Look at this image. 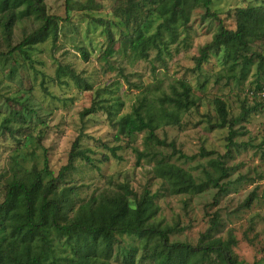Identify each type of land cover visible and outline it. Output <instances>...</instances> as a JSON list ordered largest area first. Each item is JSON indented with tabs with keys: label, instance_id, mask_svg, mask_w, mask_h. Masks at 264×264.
<instances>
[{
	"label": "rangeland",
	"instance_id": "374dc122",
	"mask_svg": "<svg viewBox=\"0 0 264 264\" xmlns=\"http://www.w3.org/2000/svg\"><path fill=\"white\" fill-rule=\"evenodd\" d=\"M45 4L47 13L58 19L55 40L16 48L41 26L33 15L18 19L9 34L0 28V201L10 179L35 167L50 171L46 180L57 178L59 190L69 189L66 218L92 196L127 190L140 198L150 192L159 206L153 221L173 229L171 241L198 246L216 217L214 235L234 241L232 254L239 264H264V106L258 94L264 78L253 67L240 79V68L233 71L225 64L223 49L210 50L207 61L196 66L222 24L236 28V8L264 0H213V14L204 7L194 9L170 52L160 57L153 50L148 59L132 56L129 39L136 21L127 23L130 0ZM152 18L155 29L161 19ZM138 19L143 20V13ZM252 50L264 51V42L256 40ZM59 66L70 67L77 76L60 82ZM232 72L237 78L229 76ZM179 79L192 85L198 104L181 124L157 131L169 145L155 149L207 184L190 194L172 193L156 174V150L138 161L145 133L124 136L118 123L145 88L170 92ZM217 98L229 113L224 127ZM93 106V112L83 115ZM77 140L81 148L91 150L94 162L78 158L58 178ZM214 161L225 169V177ZM129 249H136L135 264H155L144 241L127 234L117 237L112 264H128ZM196 264L222 263L216 253H209Z\"/></svg>",
	"mask_w": 264,
	"mask_h": 264
},
{
	"label": "trees",
	"instance_id": "16d2710c",
	"mask_svg": "<svg viewBox=\"0 0 264 264\" xmlns=\"http://www.w3.org/2000/svg\"><path fill=\"white\" fill-rule=\"evenodd\" d=\"M213 0H130L127 9V23L134 18L130 36L132 56L148 59L153 50L161 57L169 53L178 40L181 29L187 28L193 10L204 7L210 13ZM143 10V12H142ZM143 13L139 21L138 14ZM33 15L42 21L41 26L30 33L16 48L23 49L58 36V19L47 13L45 0H0V28L9 34L16 21L24 15ZM152 15L161 21L153 26ZM237 25L235 29L221 25L211 43L203 47L197 58V67L207 61L212 49L225 51V64L230 70H241L240 79L246 77L253 67L257 75L264 78V51L252 50L256 40L264 42V4L238 7L235 9ZM3 53L0 51V57ZM76 77L70 67L59 66L57 78L60 82L66 76ZM237 78L236 72L229 74ZM264 89L260 88L258 94ZM260 98V105L263 101ZM199 98L192 85L179 79L171 91L153 93L145 88L130 112L119 120L121 133L131 137L145 133L143 150L138 151V161L155 151L154 170L164 179L174 194L201 192L207 186L198 182L195 175L182 166L171 162L162 147L169 143L161 139L158 130L167 125H179ZM221 126L228 124L226 103L216 99ZM93 108L83 113L93 112ZM161 147V150L155 149ZM116 148L113 154L116 156ZM93 163L91 150L81 148L78 140L70 155V161L63 166L58 178L73 166L76 159ZM109 158V157H106ZM221 170V177L227 175L225 169L214 161ZM50 171L33 168L22 176H15L6 185L5 198L0 201V264H112L111 257L119 235L136 236L144 241L145 249L153 252L155 264H196L209 253H216L222 264H239L232 254L231 239L215 237L217 218L202 236L198 246L182 241H171L172 228L161 227L153 221L159 206L155 196L146 192L142 197H132L129 191H118L106 195L92 196L82 202L71 218H66L65 205L70 201L69 189H58L57 178L46 180ZM216 181L215 184H217ZM251 199L248 204H250ZM247 204V205H248ZM208 239L206 243L204 241ZM128 264H135L136 249L125 252Z\"/></svg>",
	"mask_w": 264,
	"mask_h": 264
},
{
	"label": "built area",
	"instance_id": "2783aa9c",
	"mask_svg": "<svg viewBox=\"0 0 264 264\" xmlns=\"http://www.w3.org/2000/svg\"><path fill=\"white\" fill-rule=\"evenodd\" d=\"M260 97H261V100L263 101V106H264V89H263V91L260 93Z\"/></svg>",
	"mask_w": 264,
	"mask_h": 264
}]
</instances>
